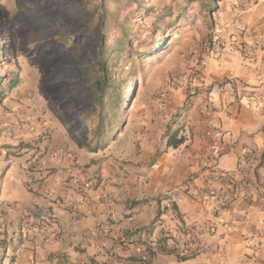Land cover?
I'll list each match as a JSON object with an SVG mask.
<instances>
[{"label": "crops", "instance_id": "0c3cea01", "mask_svg": "<svg viewBox=\"0 0 264 264\" xmlns=\"http://www.w3.org/2000/svg\"><path fill=\"white\" fill-rule=\"evenodd\" d=\"M246 4L224 48L185 76L195 88L173 93L148 152H69L57 133L11 152L25 134L0 116V247L16 264H264V0ZM171 228L205 231L186 244L195 256L139 260Z\"/></svg>", "mask_w": 264, "mask_h": 264}, {"label": "rangeland", "instance_id": "374dc122", "mask_svg": "<svg viewBox=\"0 0 264 264\" xmlns=\"http://www.w3.org/2000/svg\"><path fill=\"white\" fill-rule=\"evenodd\" d=\"M210 1L145 0L141 7L133 3L116 8L114 0H0V75L19 76L0 104V116L15 114L16 131L25 134L18 135L24 138L20 143L9 145L11 152H20L22 144L25 149L50 144L52 133L66 141L69 152H102L103 159L109 152H146L155 143L162 111L174 102L173 93L186 85L190 89L185 76L224 48L233 35L229 26L239 18L236 9L248 5V0H216L206 10ZM103 2L115 10L116 23L135 12L134 48L144 60L125 59L119 72L130 78V87L125 88L120 116L114 119L115 133L98 149L99 139L92 132L97 121L90 115L94 90L85 72L94 65L91 53L96 58L101 45L121 37L119 29L113 31L114 37L103 35L108 26L99 16ZM59 37L73 40L75 47ZM147 46L152 50H145ZM33 122L40 126L32 137L28 134L34 133ZM157 140L160 152L165 134ZM93 164L90 160L86 167ZM16 262L11 249L0 247V264Z\"/></svg>", "mask_w": 264, "mask_h": 264}, {"label": "trees", "instance_id": "16d2710c", "mask_svg": "<svg viewBox=\"0 0 264 264\" xmlns=\"http://www.w3.org/2000/svg\"><path fill=\"white\" fill-rule=\"evenodd\" d=\"M114 2L116 8L125 4L131 5L133 3H137V5L141 7L145 0H114ZM215 3L216 0H211L208 4H205L204 7L206 10H211L212 5ZM100 8L101 13L98 12V14L100 13L99 16L101 15L104 24H108L107 30L103 35L107 38L111 36L114 37L116 32L113 31L119 29L121 37H115V40L112 43L106 42L104 45H101L100 48L97 49L96 58H94L93 54L91 53L89 59L92 61V63H94V65L85 72V77L91 83L94 90V100L91 103L90 115H95L94 119L97 121L96 125L92 128V132L93 136L96 135V137L99 139L96 141V147L98 149L104 147L105 141L110 139L111 135L115 133L112 131L113 126L117 124L114 119L115 117L120 116L122 99L126 95L125 88L130 87V78H127L128 76H125L119 72L122 71L125 66L123 64L125 59L129 57L131 61L144 60V55L140 52V50L138 51L134 48V43L137 38L136 31L133 30L134 24L131 23V17L135 12L133 11L131 15L128 16V19H126L124 22L116 23L114 17L115 10L111 9L110 6H108L105 2L101 4ZM93 28L94 27H92V30ZM58 40L63 41V43H66L65 45L67 46L71 45L75 47L74 41L71 39L67 41L64 38L59 37ZM2 48L3 46L0 45V62ZM148 49L152 50V47L147 46V48H145V50ZM81 54H83V52ZM94 59H97V61L95 62ZM18 82L19 76L17 73H13L11 78L8 74L0 75V104H2L3 100L7 97V94L10 92L12 87ZM185 140V138L178 139L177 134H173L169 139L168 145L179 147L185 142ZM90 143L91 141L89 140L86 145ZM154 161L155 158L151 163ZM177 207L178 206L176 203H172V209L174 211L177 210ZM158 252L176 254L178 251L176 249H168L165 245V241H160L154 248L148 247L146 249L147 258H140L139 260L148 263ZM177 255L182 261L191 259L195 256V254Z\"/></svg>", "mask_w": 264, "mask_h": 264}, {"label": "built area", "instance_id": "2783aa9c", "mask_svg": "<svg viewBox=\"0 0 264 264\" xmlns=\"http://www.w3.org/2000/svg\"><path fill=\"white\" fill-rule=\"evenodd\" d=\"M195 88V86H190V89ZM178 139L185 138L183 132H179L177 134ZM186 141V140H185ZM185 143V142H184ZM196 234H201L202 236L205 235V231L199 230L194 231L188 228H178V229H168L165 233V245L168 249H176L177 251L180 250L182 255H188V249L186 244L188 241H195Z\"/></svg>", "mask_w": 264, "mask_h": 264}]
</instances>
